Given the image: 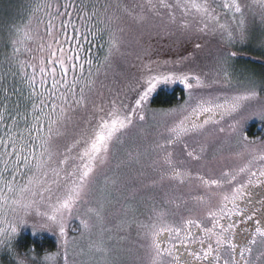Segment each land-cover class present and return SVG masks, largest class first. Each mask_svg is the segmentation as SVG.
Here are the masks:
<instances>
[{"label": "rangeland", "instance_id": "obj_1", "mask_svg": "<svg viewBox=\"0 0 264 264\" xmlns=\"http://www.w3.org/2000/svg\"><path fill=\"white\" fill-rule=\"evenodd\" d=\"M107 2L114 6H127V12L117 10L122 19L114 27L123 28L122 32H117L119 48L126 46L128 54L132 49V38L136 29L180 28L207 36L221 46L219 49L227 50L230 57L220 58L218 51L213 52L222 65L223 70L219 73L221 77L213 78L209 82L203 81L206 87L193 89L191 100L188 90L178 81L161 83L159 88L180 87L184 90V98L169 108H152L149 100L146 102L143 112L146 119L140 121L137 118L134 125L120 135L119 140L112 145L107 162L96 165L86 193L71 213H65V237L60 236L58 226L50 231L44 227L51 222L45 215L51 212L48 204H55L58 199H63L65 189L55 199L43 203L45 207L40 216H29L32 220L28 226L31 236L44 239L48 236L55 241L56 248L39 255L33 252L18 255L13 246L16 238L9 239L5 244H0V264H20V261H24V264H44V258L48 255L54 256V259L49 260L50 264H65V257L66 264H152L154 254L149 247V233L154 230V226L156 229L165 223L179 226L188 218L201 221L207 226V209L216 207L220 194L230 193L233 187L224 184L222 188L210 189L197 177L222 179L223 172H235L251 160L253 154L264 153V116L261 115L264 108V8L261 7L260 0H238L243 11L244 37L235 35L231 41L228 39V32L220 29L219 25L226 24L234 31L241 17L239 14H226L221 7L223 0H195L197 3H209L219 21L208 22L209 27L204 31L200 30L204 24L195 10H191L188 15L176 10V18L173 20L168 10L160 9L158 13L148 11L143 7L146 0ZM169 2L175 3V0ZM188 2L191 3V0ZM87 5L91 11V5ZM139 14L144 15L143 21L138 22L133 18ZM92 23L95 24L96 21L93 20ZM185 23L188 25L186 28L181 26ZM42 40L45 44L51 42V38L47 36ZM42 40L35 39L32 43H26V60L37 68L41 60L51 59L47 49L41 50ZM180 41L184 46L186 42ZM108 42L107 31L100 32L89 40L88 54L92 55L90 59L97 64L104 63L105 56L108 55ZM253 86L257 93L256 98L242 101L241 109L237 113L218 120V123H210L200 131L182 135L171 144L168 143V128L177 122L179 114L171 117L154 115L171 112L186 103H195L200 98L208 100L219 97L221 101L230 99L245 94ZM150 96L151 94L149 98ZM205 118L206 116L201 117V122ZM251 125L256 126L248 134ZM221 127L225 129L223 133L219 131ZM158 145L165 147L161 149ZM187 151H194L200 158L191 159ZM168 152L172 154L171 165L164 160ZM256 166H259V162ZM175 172L185 175L178 179L170 178ZM246 179V175L240 174L236 186ZM254 199L256 206H244V200L238 203L244 206L243 209L256 212L259 201ZM90 208L100 210L101 217L98 219L90 213ZM158 213H163V217L160 218ZM81 220L89 222V231L82 228ZM238 225L244 228V224ZM65 239L68 241L66 249ZM97 247L103 251H96ZM250 259V264H264V244H256ZM162 264L166 263L162 260Z\"/></svg>", "mask_w": 264, "mask_h": 264}, {"label": "snow or ice", "instance_id": "obj_2", "mask_svg": "<svg viewBox=\"0 0 264 264\" xmlns=\"http://www.w3.org/2000/svg\"><path fill=\"white\" fill-rule=\"evenodd\" d=\"M261 7L264 8V0H260ZM148 11L158 13L160 9L168 10L169 16L175 20L176 10H180L184 15H188L191 10H195L201 16V23L204 27L201 31L209 27L210 21L219 23L214 9L207 2L197 3L195 0H175L170 3L169 0H146L145 5ZM221 7L226 14L233 16L240 15V20L236 30L231 31L226 24H220L219 27L228 32V39L231 41L235 35L244 37V19L243 11L238 0H223ZM117 10L127 12V6L116 4L115 6L106 2L99 4L93 2L91 11L88 5L77 3V0H46L43 5H37L34 10V17L43 12L47 18L37 19L35 26L31 23L28 31L31 32V39L39 36V26L44 25V33L51 38V42L41 43V50L47 49L52 59L41 60L40 66L31 62L20 60L21 70L25 73L30 86L35 90L37 87L36 75L39 73L41 79L39 83L44 84L47 76H52V85L55 89L62 85L65 89L58 98L52 97V103H46L41 99L39 103H33L30 110L20 112L18 109L10 112L7 107L0 110V209L11 208L13 213L22 210L26 215L31 210H36L38 205L43 202L45 195L51 193L52 185L59 188L63 181L65 196L58 199L55 204H48L51 209L50 214L46 213L47 220L56 223L59 221V234L65 237V213H71L74 206L86 193L89 181L94 173L96 165L104 164L109 158L112 145L117 142L120 135L127 132L136 122L146 119L144 106L148 101L149 95L154 92L158 84L171 83L178 81L188 90L190 100L193 89L206 87L199 75L196 74H154L149 75L140 84V89L131 103L125 104L113 99L105 106L101 102L98 106L96 101H92L93 108L98 114L95 126L89 131L81 129L77 137L66 145L64 150H58L54 144L55 140L66 135L68 122L71 120L69 112H74L80 108H87L89 98L85 90H93L95 81L91 80V66L94 61L87 59L86 64L89 67L88 78L84 76V63L79 55L81 31L77 28L73 20L81 22L83 26L89 28L88 35L96 36L100 32L107 31L109 35L108 55L105 56V62L119 52V37L117 32H122L123 28H116L122 17L117 14ZM132 15L131 12H128ZM138 22L145 19L143 14L133 17ZM93 20L96 21L93 24ZM103 25V27H100ZM182 27L188 25L182 24ZM59 28V30H57ZM72 29V35L68 37V29ZM215 31V29H213ZM65 36V42L68 39L76 41V47H69L68 54H65L63 42L59 37ZM87 39V36L84 37ZM26 39L20 38L14 41V53L26 52ZM55 45V49H54ZM199 47V45H197ZM57 52L60 53L57 56ZM234 55V53H232ZM71 63L72 70L80 69L79 77L74 76L72 81H68V64ZM31 68L29 74L27 69ZM59 71L61 79L57 81L56 73ZM193 81L195 83H193ZM82 85V86H81ZM33 95L43 97L41 92H33ZM257 96L255 87L249 88L245 94L233 96L230 99L225 98L221 101L219 97L214 99L196 100L195 103H186L171 112L154 113L164 117L177 116V122L168 128V143H174L182 135L195 133L212 123H218L226 116H232L241 109L242 101L254 100ZM58 99L59 107L55 100ZM264 116V108L261 110ZM201 122V117H205ZM221 133L225 131L223 127L219 129ZM163 149L165 145H158ZM75 153V155H73ZM171 153L168 152L164 157L165 163L172 164ZM188 157L197 160L200 157L194 151H187ZM259 162V166L257 165ZM255 166V170L253 167ZM240 174L247 176L245 182L236 186ZM182 174L175 172L170 178L178 179ZM163 178V177H162ZM207 188H222L224 184L232 185L230 193L223 192L219 196V203L216 207H209L206 211V218L211 222V226H206L201 221L188 218L179 226L171 224H162L158 229L149 233L150 250L154 254L152 264H162L164 255L171 256L175 264H181L182 257L179 253H173V245L170 248H161L160 238L167 234L169 238L179 241L180 246L187 247V242L198 243L201 246L200 253L189 251V256H194L196 261H203L206 264H250L249 257L253 246L258 242L264 244V217L257 218L255 213H249L238 203L241 201L250 187H259L264 189V153L253 154L252 159L241 166L235 172L225 171L222 173V179L197 177ZM39 197V201L37 200ZM51 200V196L48 197ZM264 204V201L260 202ZM98 219L101 217L100 210L89 209ZM163 213H158L160 218ZM239 217V222L233 218ZM248 222H254V230L249 232L247 227L241 230L239 224L247 225ZM19 225L10 224L7 215L0 218V244H5L10 237L17 232ZM81 226L85 231L90 230V224L87 220H81ZM68 241L64 240V247L67 248ZM206 244V247L204 246ZM96 251H103L97 247ZM47 260L54 259V256L48 255ZM24 264V261H20ZM66 264V257H65ZM187 264V262H185Z\"/></svg>", "mask_w": 264, "mask_h": 264}, {"label": "trees", "instance_id": "obj_3", "mask_svg": "<svg viewBox=\"0 0 264 264\" xmlns=\"http://www.w3.org/2000/svg\"><path fill=\"white\" fill-rule=\"evenodd\" d=\"M45 2L46 0H0V110L7 107L10 112H14L17 109L20 112H24L25 110H30L31 105L39 103L41 99H44L46 103H52V97L58 98L65 91L62 85L57 86L55 89L53 88L51 75L47 76L44 84L41 85L39 83L41 77L38 72L36 75L37 87L34 90L19 64L20 60L28 61L26 60V52L14 53V41L17 39L27 36V44L34 41L31 39V32L28 31V26L30 23L35 26L37 19H47L43 12H40L35 17L33 15L37 5H43ZM93 2L104 4L106 0H77V3L90 5ZM73 20L83 34L78 53L82 57L81 62L84 63V76L88 78L89 67L86 64V60L92 56L88 54V41L93 39L94 36L88 35L87 30L89 28L76 21L75 17H73ZM176 29H136L133 33L130 54H128L126 46H120L119 52L115 53L109 61L97 64L93 60L90 78L95 81L94 88L91 91L85 90L89 98L88 106L87 108L69 112L71 120L68 122L66 135L57 138L54 146L62 151L66 145L77 137L81 129L90 131L95 126L98 114L93 108V100L96 101L97 106L101 102L107 106L113 99L118 103H131L140 89V84L149 75L161 73L196 74L205 82L221 77L219 73L223 70L222 65L215 58L213 52L218 51L220 54L218 57L220 58H229V52L219 49L221 46L214 43L207 36L191 30L188 32L180 28ZM71 35L72 29L69 28L68 37L70 38ZM39 36L42 38L46 37L44 25L39 26ZM85 36H87V39L84 38ZM59 39L63 42L65 54H68L69 47H76L75 40L68 39L65 42L66 38L63 35ZM180 40L186 42L184 46ZM59 55L60 53L57 52V56ZM68 67V81H72L74 76L79 77V68L73 71L71 63L68 64ZM31 71V68L27 69L29 74ZM56 79L57 81L61 79L59 71L56 73ZM159 85H157L156 90L151 93L148 99L150 107L169 108L184 98V90L180 89V87L174 86L167 89L159 88ZM34 91L43 93V97L33 95ZM55 102L59 107V100L56 99ZM255 126L251 125L249 127L248 134L254 130ZM63 184L64 182L61 181L59 188L55 184L52 185L51 193L46 194L43 202L38 205L39 214H37L35 209L29 211L25 216L28 223L19 225L17 232L10 237L11 240L16 238V242L13 244L16 254L27 255L29 252H33L39 255L44 251L51 252L56 248L55 241L48 236L45 239L31 236V229L28 226H30V221H32L30 220L31 215L40 216L45 207L43 203L50 201L48 199L49 196H51V199H55L60 191L64 190ZM37 200L39 201V197H37ZM5 213L8 222L13 225H18L19 216L25 214L22 210L13 213L11 208L0 209V218H3Z\"/></svg>", "mask_w": 264, "mask_h": 264}, {"label": "flooded vegetation", "instance_id": "obj_4", "mask_svg": "<svg viewBox=\"0 0 264 264\" xmlns=\"http://www.w3.org/2000/svg\"><path fill=\"white\" fill-rule=\"evenodd\" d=\"M259 195L258 197H256V195ZM258 199L259 204H257V207L259 208L255 213V216L257 218H261L264 217V204H261V201H264V189L259 188V187H250L248 189V194H246L244 196V198L242 200H244V202L242 203L244 206H253L255 205V199ZM242 204L240 203L241 207ZM256 206V205H255ZM250 214L253 213V211L251 212L249 209L247 210ZM235 221L240 220L239 217H234L233 218ZM206 221V220H204ZM208 224L207 226H211V222L210 221H206ZM175 226V225H173ZM177 226V225H176ZM239 228L241 227V225H238ZM244 227H247L249 232L254 230V222H249L247 225H244ZM241 230H243V228H240ZM160 244H161V248L165 249V248H170L173 245H176L175 248H173V253H179L182 257L181 260V264H185V262H187V264H206V262L203 261H196L194 256H189L188 252L189 251H193V252H197L200 253L202 255V253L200 252L201 250V246L198 243H194V242H187V247L185 248L184 246H180L179 241L175 240L174 238H169L167 234H164L161 238H160ZM206 247V244L204 245ZM256 247V245L253 246V249ZM253 253V250H252ZM251 253V254H252ZM162 260L166 263V264H175V261L172 259L171 256L168 255H164L162 257ZM250 257H249V261H250Z\"/></svg>", "mask_w": 264, "mask_h": 264}, {"label": "clouds", "instance_id": "obj_5", "mask_svg": "<svg viewBox=\"0 0 264 264\" xmlns=\"http://www.w3.org/2000/svg\"><path fill=\"white\" fill-rule=\"evenodd\" d=\"M25 216H26V214H21V215L19 216V218H18V220H17V224H18V225H23V224L28 223L27 220H26V218H25ZM64 224H65V227H66V224H67V221H66V220H64ZM57 226H59V221H57L56 223L50 222V223L44 225V227H45L47 230H49V231H50L53 227H57ZM45 257H46V256H45ZM44 264H50V261L44 258Z\"/></svg>", "mask_w": 264, "mask_h": 264}]
</instances>
